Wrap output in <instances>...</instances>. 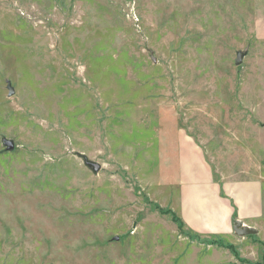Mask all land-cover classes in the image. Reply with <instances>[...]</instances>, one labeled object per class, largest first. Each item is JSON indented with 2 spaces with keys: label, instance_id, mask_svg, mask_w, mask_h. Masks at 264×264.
<instances>
[{
  "label": "rangeland",
  "instance_id": "obj_1",
  "mask_svg": "<svg viewBox=\"0 0 264 264\" xmlns=\"http://www.w3.org/2000/svg\"><path fill=\"white\" fill-rule=\"evenodd\" d=\"M261 19L264 0H0V264H262L172 209L180 132L217 174L264 169Z\"/></svg>",
  "mask_w": 264,
  "mask_h": 264
},
{
  "label": "crops",
  "instance_id": "obj_2",
  "mask_svg": "<svg viewBox=\"0 0 264 264\" xmlns=\"http://www.w3.org/2000/svg\"><path fill=\"white\" fill-rule=\"evenodd\" d=\"M255 33L264 39V20L256 22ZM175 198L172 209L191 232L207 237L241 242L259 241L264 248V169L251 175L217 174L200 142L180 132L176 140ZM256 233L237 235L236 222Z\"/></svg>",
  "mask_w": 264,
  "mask_h": 264
},
{
  "label": "water",
  "instance_id": "obj_3",
  "mask_svg": "<svg viewBox=\"0 0 264 264\" xmlns=\"http://www.w3.org/2000/svg\"><path fill=\"white\" fill-rule=\"evenodd\" d=\"M243 54H244L243 52H239V51L237 52L235 64H238V65L240 64ZM7 87L9 90L8 95H11L12 94L11 85H9V83H8ZM1 142L3 145L6 146V150H12L14 148V142L10 139L3 138ZM84 163H85V165L91 167L93 169V171H98L100 168V165L98 163L93 162V161H89L86 157H84ZM233 230L239 236H245V235L256 233L255 229L249 228V227H244L242 225V223L239 221L235 223Z\"/></svg>",
  "mask_w": 264,
  "mask_h": 264
},
{
  "label": "trees",
  "instance_id": "obj_4",
  "mask_svg": "<svg viewBox=\"0 0 264 264\" xmlns=\"http://www.w3.org/2000/svg\"><path fill=\"white\" fill-rule=\"evenodd\" d=\"M177 220L181 223V221H180V219L178 218V216H177ZM182 224V223H181ZM227 247H230V248H232V246L229 244ZM233 250V249H232ZM262 264H264V260H263V263Z\"/></svg>",
  "mask_w": 264,
  "mask_h": 264
}]
</instances>
